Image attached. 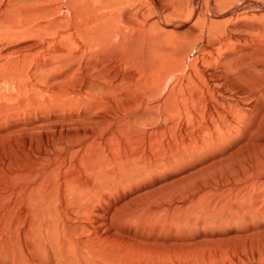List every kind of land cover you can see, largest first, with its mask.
Segmentation results:
<instances>
[{
	"label": "rangeland",
	"instance_id": "374dc122",
	"mask_svg": "<svg viewBox=\"0 0 264 264\" xmlns=\"http://www.w3.org/2000/svg\"><path fill=\"white\" fill-rule=\"evenodd\" d=\"M148 7L0 0V264H264V7Z\"/></svg>",
	"mask_w": 264,
	"mask_h": 264
},
{
	"label": "bare ground",
	"instance_id": "6f19581e",
	"mask_svg": "<svg viewBox=\"0 0 264 264\" xmlns=\"http://www.w3.org/2000/svg\"><path fill=\"white\" fill-rule=\"evenodd\" d=\"M99 1L101 2V0H93L92 4H89L87 2L81 6V3H83V2L81 0H77V4L79 3L81 7L75 6L76 9L74 10L73 0H59L61 12H60L59 16L57 18H55L54 21L56 24L60 23L62 20L71 21L72 23H79V27H80L82 34H84L85 36H88L89 39L92 41V43H95L96 46L100 47L103 44V42H101V41H103L101 39L103 34L113 33L114 31L118 30L119 28H122V29L126 28L127 29V26L129 23H126L125 26L124 25L120 26L119 24L116 25L114 23L112 26V23L110 20L113 17L118 16V14L120 16L125 17L126 19H129L130 18V17L128 18L129 9L132 6H135V8L136 7L141 8L143 6H149L150 8L155 10L157 20L161 24L163 23L165 25L168 24V21H171V22L173 21V23L184 22V21H181L182 18L179 19V17H181L180 13L184 12V10L186 12V8H188V4L190 5L191 9L189 8L190 13H187V15L191 14L192 17H194V18L198 17L199 18L202 15V9H203L204 5L207 4V8L209 9V11H208L209 15L212 16V18H216V19L220 15L221 16L227 15L228 17L229 16H235L236 11L242 10L243 8H246V7H254V8L258 7V6L264 7V5H261L259 2L255 1V0H241V2L239 1L235 6L232 5L233 6L232 8L229 7L230 9L227 11H218L215 8V5H214L215 1L214 0H102V1H104L103 4H100ZM114 4L117 7L112 8V5H114ZM83 6L85 8H83ZM189 10H187V12ZM139 12L141 14H143L142 13L143 11L139 10ZM176 13L180 14L179 17H177L178 15ZM143 16H144V14H143ZM166 18H169V19L164 20ZM220 18H226V17H220ZM183 19H184V17H183ZM96 20H98L99 22L94 23ZM101 23H107V24H105L104 29H99L98 26H95V25H99ZM132 25L133 26L130 27L131 31L134 32V34H132V35L136 36V33L139 31L134 26V24H132ZM138 27H140V26H138ZM74 28H76V27H74ZM63 32L66 34H69L70 31L64 30ZM123 33H124V31H123ZM60 34L62 35L63 33H60ZM96 38H98V40H96ZM102 48H103V46H102ZM56 51L57 52H63V50L60 48L56 49ZM111 206H112V204H111ZM111 206H110V208H111Z\"/></svg>",
	"mask_w": 264,
	"mask_h": 264
}]
</instances>
